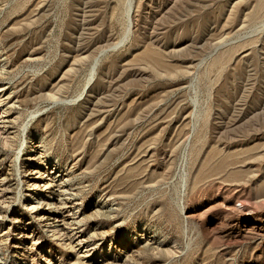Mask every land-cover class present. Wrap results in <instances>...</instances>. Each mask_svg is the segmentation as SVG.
<instances>
[{
    "label": "rangeland",
    "instance_id": "374dc122",
    "mask_svg": "<svg viewBox=\"0 0 264 264\" xmlns=\"http://www.w3.org/2000/svg\"><path fill=\"white\" fill-rule=\"evenodd\" d=\"M135 1L0 0V264H264V0Z\"/></svg>",
    "mask_w": 264,
    "mask_h": 264
},
{
    "label": "bare ground",
    "instance_id": "6f19581e",
    "mask_svg": "<svg viewBox=\"0 0 264 264\" xmlns=\"http://www.w3.org/2000/svg\"><path fill=\"white\" fill-rule=\"evenodd\" d=\"M143 1H145V0H143ZM142 1V3H144ZM170 1V0H169ZM186 0H172V7H178V4L179 3H181V4H184V3H182V2H185ZM188 1V0H187ZM120 2L122 3V5H123V13H122V19H124V21H125V23H126V28H125V32L123 33L124 35H123V37H121L120 38V40L116 43V44H110V46L107 48V49H103V51H102V49H101V51L100 52H98V56L97 57H95V60H93L94 62H93V65H92V67H91V71H90V74H89V79H88V82H87V84L85 85L86 86V88H85V91L87 92H83L82 94H81V96L80 97H82V99L84 98L83 96L85 95L84 93H86V95L89 93V90L92 88V87H94L93 85L96 83V80H97V77H98V68L100 67V65H101V63H102V59L105 57V56H107V55H109L110 53H112V52H115L116 50H121L120 48H122V47H125V44L126 43H128L131 39H132V37L136 34L135 33V31H136V29L138 28L137 27V25H136V18H135V10H136V8L138 7L137 6V4H136V1L135 0H120ZM147 2V1H146ZM162 4V3H161ZM167 4V3H166ZM146 5V4H145ZM164 5V4H163ZM180 6V5H179ZM146 7H147V5H146ZM177 7L176 8H172V10L173 9H177ZM171 8V7H170ZM2 8H0V10H1ZM170 10V9H169ZM3 11H4V9H3ZM159 11V10H158ZM157 11V12H158ZM138 12V11H137ZM136 12V13H137ZM156 12V13H157ZM159 13V12H158ZM154 14V13H153ZM166 14V13H165ZM159 15V14H158ZM139 16V15H138ZM161 17H163V16H161ZM156 18H158V17H156ZM155 18V19H156ZM154 19V18H153ZM159 19V18H158ZM161 19V18H160ZM159 19V20H160ZM164 19V18H163ZM160 21H162V20H160ZM160 21L158 22V23H160ZM125 25V24H124ZM159 25V24H158ZM263 25H264V23H263ZM263 25L261 26V28H264L263 27ZM156 28V27H155ZM154 28V29H155ZM264 30V29H263ZM135 37V36H134ZM136 38V37H135ZM144 38V37H143ZM158 39V38H157ZM144 40V39H143ZM155 42H159V40L158 41H156V40H154ZM154 41H152V42H154ZM4 42V41H3ZM140 42V41H139ZM149 42V41H148ZM221 44V43H220ZM225 43H222V45H219V46H223ZM155 45H156V43H155ZM161 45H163V44H161ZM5 46V45H4ZM165 46V45H164ZM174 46H176V45H174ZM107 47V46H106ZM105 47V48H106ZM240 47V46H239ZM2 48V47H1ZM0 48V49H1ZM159 48V47H158ZM167 48L168 47H166L164 50H160V49H157L159 52H161V54H162V56H164V58H169V57H171V55L173 54V53H176V51L175 52H172L171 51V53H169L168 51L166 52V50H167ZM3 49V48H2ZM7 50V49H6ZM171 50V49H170ZM179 50V49H178ZM177 50V51H178ZM181 50V49H180ZM9 51V50H8ZM0 52H2L1 50H0ZM4 52V51H3ZM6 52V51H5ZM180 52V51H179ZM181 52H183L182 50H181ZM2 54V53H1ZM6 54V53H5ZM8 54V53H7ZM182 54V53H181ZM4 55V54H3ZM174 55H176L177 56V54H174ZM9 56V55H8ZM182 57V56H181ZM6 58V57H5ZM5 58H3V59H5ZM106 58V57H105ZM104 58V59H105ZM2 59V58H1ZM8 59V58H7ZM6 59V60H7ZM182 59V58H181ZM170 60V59H169ZM172 60V59H171ZM175 60V59H174ZM4 61V60H3ZM0 62H2V60L0 61ZM9 62H11V59H10V61ZM7 63V62H6ZM3 65V64H2ZM5 65V64H4ZM12 65V64H11ZM10 65V66H11ZM0 67H2V66H0ZM7 67V66H6ZM3 69V68H2ZM5 69V68H4ZM1 70V69H0ZM4 71V70H3ZM6 71H8L9 73L10 72H12V71H9V70H6ZM4 73V72H3ZM5 74V73H4ZM10 75H11V73H10ZM8 77V76H7ZM7 77H6V79H7ZM5 79V78H4ZM7 80H9V79H7ZM12 81V80H11ZM11 84H14V83H11ZM14 86V85H13ZM7 87V86H6ZM10 88V87H9ZM4 89V88H3ZM7 89H8V87H7ZM11 89H13L12 87H11ZM16 89V88H15ZM5 90V89H4ZM3 90V91H4ZM15 92V91H14ZM13 92V93H14ZM1 93V92H0ZM2 93H4V92H2ZM35 93V92H34ZM34 93H32V94H34ZM6 94V93H5ZM11 94V93H10ZM34 96V95H33ZM78 96V98H80ZM88 96H89V94H88ZM12 98V97H11ZM1 99V98H0ZM86 99H88V98H85V100ZM10 100V99H9ZM68 100V99H67ZM80 100V99H79ZM84 100V99H83ZM1 101H2V99H1ZM72 101V100H71ZM78 101V100H77ZM6 102V101H5ZM67 102V101H66ZM65 103V102H64ZM1 104V103H0ZM13 104H15V103H13ZM22 104H23V102H22ZM3 104H1L0 105V114H1V106H2ZM9 108V107H8ZM10 110V109H9ZM9 110H8V112H9ZM11 111H13V110H10V112ZM4 112V111H3ZM5 113H7V112H5ZM40 113V111H36V112H32L31 114H30V117L31 118H34L35 117V115H37V114H39ZM42 113V112H41ZM40 113V114H41ZM6 115H9L8 113L6 114ZM6 115H4V116H6ZM42 115V114H41ZM1 116V115H0ZM18 116V115H17ZM10 117V116H9ZM38 117V116H37ZM8 119V118H7ZM18 119H19V117H18ZM37 119V118H36ZM4 120V119H3ZM7 122V121H6ZM9 122V121H8ZM13 123H15L14 121H12ZM29 122H31V119H30V121ZM1 123V122H0ZM2 123H4V122H2ZM10 124V122L8 123V125ZM12 124V123H11ZM32 124H33V122H32ZM14 125V124H13ZM25 125V124H24ZM30 125V124H29ZM2 127V126H1ZM10 127V126H9ZM8 127V128H9ZM27 127H29V126H25L24 128H22L23 129V132H27ZM4 128V127H3ZM7 128V127H6ZM29 129V128H28ZM3 130V129H2ZM30 130V129H29ZM28 130V131H29ZM4 132V131H3ZM17 133V132H16ZM14 135V134H13ZM18 135V134H17ZM1 136V135H0ZM8 136V135H7ZM9 136H10V134H9ZM8 136V137H9ZM19 138V137H18ZM9 139H11V138H9ZM5 140V139H4ZM8 141V140H7ZM23 141V140H22ZM39 141V140H38ZM40 141H41V139H40ZM6 142V141H5ZM25 143V142H24ZM23 143V145H22V147L23 146H25V144ZM33 145V144H32ZM40 145V144H39ZM39 145H38V147H39ZM21 151V150H20ZM20 153V152H19ZM19 153H18V155L17 156H19ZM42 154V153H41ZM46 156H47V154H46ZM49 156H51L50 154H49ZM18 158V157H17ZM31 158V160H40V157L39 156H37L36 158H35V156H33V157H30ZM48 158V157H47ZM44 161V160H43ZM42 162V161H41ZM40 163V162H39ZM42 164V163H41ZM46 165V164H45ZM58 165V164H57ZM49 167V166H48ZM55 169H57V166L56 165H53L52 166V171H51V173L53 174L54 173V170ZM62 169V168H61ZM37 171V170H36ZM33 172V171H32ZM46 172V171H45ZM37 173H40V172H37ZM42 173V172H41ZM57 173V172H56ZM19 174V173H18ZM32 174V173H31ZM20 175H22V174H20ZM45 176H46V174H45ZM52 176V175H51ZM21 178V177H20ZM38 179H36V180H39V178H40V180H42L43 181V178H42V176H38L37 177ZM64 179V178H63ZM5 181V180H4ZM3 181V182H4ZM22 181V180H21ZM61 181V177H60V172H58V174H56L55 175V177H51V179L48 181V182H45L44 183V188L46 187L47 189H51V187H55V186H53L54 185V183H59ZM63 181V180H62ZM66 181H68V180H65V182ZM69 182V181H68ZM36 183H40V182H36ZM61 183V182H60ZM23 184H24V182H23ZM62 184V183H61ZM60 184V185H61ZM66 184V183H65ZM65 184H64V186H65ZM68 184V183H67ZM23 186V185H22ZM31 188H36L37 187V184H31V185H29ZM63 186V187H64ZM185 186V185H184ZM183 186V187H184ZM58 187V186H57ZM45 188V189H46ZM56 188V187H55ZM46 189V190H47ZM57 189V188H56ZM58 189H59V187H58ZM64 190V189H63ZM63 190H61V191H63ZM56 191V190H55ZM66 191V190H65ZM65 191H63V192H65ZM62 192V193H63ZM49 193V192H48ZM66 193H67V191H66ZM66 193H63V196H64V194H66ZM53 194V193H52ZM68 194V193H67ZM54 195H56V194H54ZM59 195V194H58ZM61 195V194H60ZM59 195V196H60ZM62 196V195H61ZM67 196H69V195H67ZM71 196V195H70ZM48 197V196H47ZM53 197V196H52ZM49 198V197H48ZM54 199V198H53ZM68 200H69V198H67ZM67 199H64V200H67ZM71 199V198H70ZM61 200H63V199H61ZM61 200H59V202H61ZM67 200V201H68ZM183 202V201H182ZM46 203V202H45ZM71 203V202H70ZM74 203V202H73ZM41 204V203H40ZM39 204V205H40ZM42 204H43V202H42ZM47 204V203H46ZM54 204V203H53ZM53 204H52V206H53ZM64 204V203H63ZM65 204H66V202H65ZM64 204V206L66 207V205ZM32 205H33V202H32ZM31 204H30V206H32ZM72 205L73 204H71V207H72ZM47 206V205H46ZM54 206H55V204H54ZM51 207V208H55V207H57V206H55V207ZM105 206V205H104ZM178 206H179V204H178ZM69 207H70V205H69ZM36 208H37V206H36ZM58 208H61V207H58ZM57 208V209H58ZM63 208V207H62ZM73 208V207H72ZM76 208V207H75ZM107 208V207H106ZM35 209V208H34ZM56 209V210H57ZM102 209V208H101ZM180 210H181V212L183 213L184 212V208L182 207V204H180V208H179ZM51 210V209H50ZM61 210V209H60ZM59 210V211H60ZM49 211V210H48ZM52 211V210H51ZM54 211V210H53ZM96 211V213L98 214V210H95ZM56 212H58V211H56ZM55 212V213H56ZM47 213V212H46ZM105 213H107V210H106V212ZM104 213V214H105ZM44 214V213H43ZM100 214V213H99ZM108 214V213H107ZM50 216H48V218H46V219H48L47 221H50V223H47V224H49V225H47L48 227H50V228H53L54 229V231L56 230V233L57 232H60V222H62L63 223V219H62V221L60 220V218L55 214V215H53V214H49ZM73 215V214H72ZM75 215V214H74ZM101 215V214H100ZM103 215V214H102ZM40 217V216H39ZM74 217V216H73ZM76 217H78V213H77V216ZM65 218V217H64ZM71 218V217H70ZM40 219H42V218H40ZM46 219H43V220H46ZM39 220V219H38ZM46 221V222H47ZM66 222V221H65ZM74 222V221H73ZM79 222V221H78ZM78 222H74V223H78ZM81 223V222H80ZM46 224V223H45ZM64 224V223H63ZM68 225V227H69V224H67ZM81 225V224H80ZM63 226V225H62ZM74 226V225H73ZM71 228H72V226H70ZM67 228V227H66ZM65 228V229H66ZM68 229V228H67ZM66 229V230H67ZM69 231V230H68ZM62 232V231H61ZM65 232V231H64ZM260 232H264V231H262V230H257V228H254V227H252V228H249L248 229V232L247 233H250V234H252V235H257V236H259V234H260ZM65 234H67V233H65ZM60 235H63L62 233L60 234ZM72 235L73 234H71L70 236V238H73L72 237ZM263 235V234H262ZM65 237V236H64ZM67 237V236H66ZM69 237V236H68ZM264 237V236H263ZM25 238H27V237H25ZM142 239V238H141ZM73 240V239H72ZM87 241V240H86ZM80 244H81V241L79 240L78 241ZM83 242V241H82ZM77 243V242H76ZM148 243V242H147ZM146 243V244H147ZM70 244V243H69ZM83 244H84V242H83ZM158 244V243H157ZM156 245V244H155ZM161 245V244H160ZM34 246V245H33ZM78 246V244L76 245V246H73V248H76ZM148 246V245H147ZM163 246V245H162ZM71 247V246H70ZM156 247V246H155ZM155 247H152V248H155ZM148 249V248H147ZM155 249H157V248H155ZM159 249V248H158ZM157 249V250H158ZM83 253V252H82ZM91 253V252H90ZM80 258V257H79ZM81 258H83V259H85V258H90V255H89V253L88 252H84L83 254H82V257ZM95 261V260H94ZM97 262V261H96ZM92 263V262H91ZM17 264H23L22 263V259H19V262L17 263Z\"/></svg>",
    "mask_w": 264,
    "mask_h": 264
}]
</instances>
